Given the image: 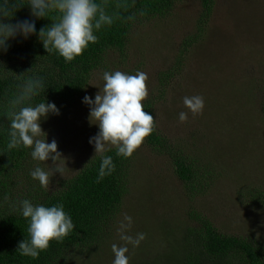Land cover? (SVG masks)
<instances>
[{
	"label": "rangeland",
	"instance_id": "rangeland-1",
	"mask_svg": "<svg viewBox=\"0 0 264 264\" xmlns=\"http://www.w3.org/2000/svg\"><path fill=\"white\" fill-rule=\"evenodd\" d=\"M213 1L203 38L178 64L181 41L197 31L199 0H177L165 17L138 23L124 53L106 52L77 100L58 106L59 115L41 121L48 142L56 140L61 159L57 164L51 159L31 162L33 169L39 165L49 171V186H39L51 192L95 157L89 139L99 129L90 123L83 98H95L104 71H143L148 75L146 99H155L152 114L162 139L197 159L207 177L208 188L188 195L170 162L144 141L129 159L120 212L106 226L108 249L92 262L83 257V264H112V245L126 244L117 231L125 214L133 218L126 234H146L138 247L127 245L129 264H166L181 249L187 231L200 229L205 221L218 235L264 246V114L258 110L264 104V0ZM168 69L171 78L162 75ZM193 95L203 96L205 107L195 116L189 112L181 123L179 113L188 111L183 99ZM57 167L61 173L54 172Z\"/></svg>",
	"mask_w": 264,
	"mask_h": 264
},
{
	"label": "trees",
	"instance_id": "trees-1",
	"mask_svg": "<svg viewBox=\"0 0 264 264\" xmlns=\"http://www.w3.org/2000/svg\"><path fill=\"white\" fill-rule=\"evenodd\" d=\"M176 1L98 0L109 14L119 11L120 19L99 30L96 33L98 41L90 44L70 63L55 53H48L39 39L40 29L50 26V19L32 17L27 7L17 13L16 20H35L37 32L26 40L17 37L9 41L8 51L0 52V264H83V257L94 261L96 255L108 249L109 229L106 226L120 212L128 191L130 166V158L117 156L116 149L112 148L104 155L113 157L115 170L102 179L99 178V154L89 158L84 167L65 179L56 191L43 190L39 183L36 187L29 185V181L34 185L38 182L30 176L33 170L31 149L8 150L6 147L8 100L18 91L23 80L38 74L43 77L45 87L34 98V104L45 99L57 107L72 104L83 93L91 72L101 66L106 52L123 54L132 28L138 23L165 17L172 12ZM213 12V0H199L195 20L197 31L189 33L181 41L179 56L175 57L177 64L185 58L188 49L203 38ZM128 16L135 19L128 20ZM162 75L171 78L169 69ZM153 103L155 99H146L143 102L145 111L152 114ZM258 110L264 114V104ZM261 120L264 123V117ZM145 141L153 153L170 162L188 195L197 194L208 185L197 159L182 155L177 146L167 144L155 123L154 131ZM23 199L45 206L62 203L76 226L63 240L52 241L49 248L35 259L22 255L18 250L19 243L28 238L29 221L13 205ZM187 233L189 236L183 238L181 249L171 259L167 258L166 264H264V246L242 237L218 235L209 221H205L200 229L188 230Z\"/></svg>",
	"mask_w": 264,
	"mask_h": 264
},
{
	"label": "clouds",
	"instance_id": "clouds-1",
	"mask_svg": "<svg viewBox=\"0 0 264 264\" xmlns=\"http://www.w3.org/2000/svg\"><path fill=\"white\" fill-rule=\"evenodd\" d=\"M30 8L31 16L36 19L48 18L50 26L41 28L39 39L48 53H55L72 62L83 54L90 44L98 41L96 33L105 26H111L120 19L119 11L112 14L98 0H0V52L6 53L9 41L17 37L28 39L36 34V23L32 19L16 20L22 8ZM134 20V16H128ZM15 20V22H13ZM103 87L98 88L95 98L85 96L82 103L89 107V121L98 126L99 131L89 139L95 148V156L101 155L99 178L110 175L115 170L111 155H104L114 147L116 155L130 158L154 131L155 119L145 111L143 101L149 94L148 75L143 71L129 74L120 70L104 71ZM43 77L33 75L23 80L18 91L7 102L8 142L7 149L21 147L31 149L34 161L46 162L49 159L57 164L61 159L55 139L50 143L43 132L41 121L50 114L59 115L55 103L46 99L33 103L44 90ZM184 106L188 111L179 113V121H187L189 112L195 116L202 113L205 107L201 95L185 96ZM45 136L46 139H40ZM54 172H60L57 167ZM53 172V174H54ZM33 180L47 188L50 183L49 171L39 165L31 172ZM7 199V197H5ZM14 209L29 221L28 238L21 241L18 250L24 256L33 259L49 248L52 241H61L76 227L71 216L65 212L62 203L45 206L33 204L23 199L13 205ZM133 218L124 215L118 234L124 246L112 245L114 260L112 264H129V247H138L146 239L145 233H137L135 237L126 234L131 228Z\"/></svg>",
	"mask_w": 264,
	"mask_h": 264
}]
</instances>
